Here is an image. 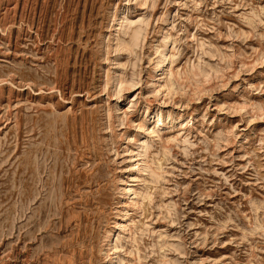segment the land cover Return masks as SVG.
Wrapping results in <instances>:
<instances>
[{"label":"rangeland","instance_id":"rangeland-1","mask_svg":"<svg viewBox=\"0 0 264 264\" xmlns=\"http://www.w3.org/2000/svg\"><path fill=\"white\" fill-rule=\"evenodd\" d=\"M0 264H264V0H0Z\"/></svg>","mask_w":264,"mask_h":264},{"label":"bare ground","instance_id":"bare-ground-1","mask_svg":"<svg viewBox=\"0 0 264 264\" xmlns=\"http://www.w3.org/2000/svg\"><path fill=\"white\" fill-rule=\"evenodd\" d=\"M163 67V66H162ZM155 84V83H154ZM159 87H161L160 85H159ZM159 90L161 89V88H158ZM161 91V90H160Z\"/></svg>","mask_w":264,"mask_h":264}]
</instances>
